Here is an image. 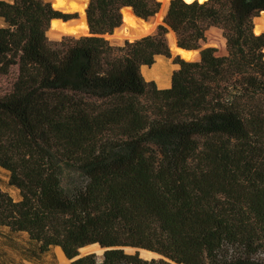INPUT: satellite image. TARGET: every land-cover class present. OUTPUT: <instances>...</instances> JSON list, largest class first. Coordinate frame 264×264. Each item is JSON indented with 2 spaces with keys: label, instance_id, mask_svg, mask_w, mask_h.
Wrapping results in <instances>:
<instances>
[{
  "label": "trees",
  "instance_id": "1",
  "mask_svg": "<svg viewBox=\"0 0 264 264\" xmlns=\"http://www.w3.org/2000/svg\"><path fill=\"white\" fill-rule=\"evenodd\" d=\"M149 19L159 0H90V35L51 40L53 19L74 15L46 0H0V74L19 65L0 97V167L20 190L0 187V228L26 234L23 256L52 247L71 264H264V0H172L156 33L114 45L104 37L122 9ZM169 88L143 66L180 48ZM161 258L146 260L124 248Z\"/></svg>",
  "mask_w": 264,
  "mask_h": 264
},
{
  "label": "rangeland",
  "instance_id": "2",
  "mask_svg": "<svg viewBox=\"0 0 264 264\" xmlns=\"http://www.w3.org/2000/svg\"><path fill=\"white\" fill-rule=\"evenodd\" d=\"M199 1H204V0H199ZM162 8H163V4H162ZM162 8L157 15V17L159 16V14L162 15L160 16L159 24H162V21L164 20L167 14V10H168L167 8L166 14H165V12H162ZM60 11L66 14L74 15V17L70 20H76L79 18L80 15L82 16L83 14L81 13V11H71V12L62 11V10ZM121 13L123 16L125 13V10H122ZM0 25H4L1 19H0ZM50 32H51V28H49L46 32L47 37H49V39L51 40H56ZM171 34L172 33L170 30L166 35L167 41ZM86 35H90V33L87 32L83 34V36H86ZM66 36H72V35L66 34ZM104 37L109 40V38H107L105 35ZM176 43H177V38H176ZM168 44H169V41H168ZM169 47L171 49V57L158 56L155 60V63L152 66H143L141 69V71H143L142 74L144 78L147 81H154L156 85L158 86V88L160 89L169 88L171 86L173 73L179 69V64L175 63V58L177 56H179L181 59H184L185 61H199L200 51L207 47L216 48L217 50L216 53L219 56H224V55H227L228 53L227 52V40L224 37L223 31L217 27H210L208 29L206 33V40L202 42L201 48L197 49L196 51H186L183 49H177L175 48V46L172 47L170 44H169ZM158 63L161 64L165 72V75H166L165 82L167 83V85L164 86L163 88L159 86V83L156 80L147 79V77L144 75L145 68L146 70H149L148 68H152ZM18 74H19L18 64L12 66L8 74L6 75L0 74V97L10 95L14 91V84L18 78ZM0 187L3 191L7 192L10 196H12L16 201L21 199L20 190L10 183V172L1 167H0ZM29 246L30 245L28 244V238L26 234H16V233L14 234V233H10L9 230L6 228H0V264H60L59 247H52L47 253L42 254L38 258H36L35 261L33 260L30 261L27 258H25V256H23L25 249ZM96 248L100 249L99 246ZM124 250L128 254H135L138 252L140 257L146 260L158 258L157 256L148 255L146 253L147 250H144V249H139L138 251H136L135 249L131 247H126L124 248ZM91 253L96 254L99 259H102L104 250L102 249L101 251H94L93 247H87L86 249L79 250V254L81 256L91 254ZM65 261L68 264H71V261L67 257H65Z\"/></svg>",
  "mask_w": 264,
  "mask_h": 264
},
{
  "label": "water",
  "instance_id": "3",
  "mask_svg": "<svg viewBox=\"0 0 264 264\" xmlns=\"http://www.w3.org/2000/svg\"><path fill=\"white\" fill-rule=\"evenodd\" d=\"M47 1L50 2L51 4H54L56 2V0H47ZM164 1L166 2V5H167L166 9H167L169 7V5H170L172 0H164ZM187 1H193V0H187ZM76 2H82L83 3V17H84L85 22L87 24L88 32L90 33V27H89V23H88V19H87V11H86V9H87V7H88V5L90 3V0H76ZM160 2L162 3V1H160ZM125 9H129V11L133 15V17L136 19V23L133 24V23L127 22L124 19L125 17L123 15L122 16L121 25L116 27L113 30L112 33L105 35L107 38H109V40H110V42L112 44H114V45H124L126 41H134V40L143 38L145 36H148L150 34H153V33L157 32L158 27L160 25L159 22L157 21V15L158 14H156L155 16H153V17H151L149 19H144V18H141V17L137 16L135 14V12L132 10V8L125 7L122 10H125ZM166 9L164 11H162V12H165V14H166ZM58 10H60V9H58ZM261 15H262V17H261ZM160 16H162V15H160ZM81 18H82V16L80 15L79 18L76 19V20H68V21H66L64 19H53L51 21V24H50V28H51V32L50 33L54 36V38L56 40L57 39H61L62 37L66 36V34H68V35L70 34V35H72L74 37L79 38V37L83 36L82 33H64L62 31L56 29L53 26V24H54V22H60V23H63V24H67L70 27L76 28L77 22L79 20H81ZM255 20H256V22H255ZM163 21H162V23H163ZM253 23H254V32L257 35H259L261 33H264V11H262L259 16L254 18ZM171 32H173V31L171 30ZM176 48L182 49V48L179 47L178 43H176ZM194 51H196V50H194ZM200 59H201V54H200ZM101 248L104 250V252L106 250H108V249H111V248H103V247H101ZM133 249H135L136 251L139 250L138 248H133ZM63 253L65 254L64 251H63ZM156 255H157L158 258L162 257L160 254L156 253ZM65 256H66V254H65ZM79 257H82V256L79 254L74 259H69L68 257L67 258L72 263V261H74L75 259H77Z\"/></svg>",
  "mask_w": 264,
  "mask_h": 264
},
{
  "label": "bare ground",
  "instance_id": "4",
  "mask_svg": "<svg viewBox=\"0 0 264 264\" xmlns=\"http://www.w3.org/2000/svg\"><path fill=\"white\" fill-rule=\"evenodd\" d=\"M162 1L163 3V8H162V11H164L167 7L166 5V2L164 0H160ZM53 7L56 8V9H60L62 11H67V12H71V11H81V13H83V4L82 2H76V0H56V2L53 4ZM124 19L129 22V23H133L135 24L136 23V19L133 18V15L131 14V12L129 11V9H125V13H124ZM159 19H160V14L159 16L157 17V21L159 22ZM140 22V21H139ZM53 26L64 32V33H82V34H85L88 32V27H87V24L85 22V19L83 17V14H82V18L81 20H79L77 22V26L76 28H73V27H70L69 25L67 24H63V23H60V22H54ZM172 34L169 36V44L176 48V37H175V33L174 32H171ZM174 35V36H173ZM178 49V48H177ZM161 59V58H160ZM149 70H144V75L147 77V79H154L156 80L158 83H159V86L160 87H164L167 85V83L165 82V78H166V75H165V72L161 66L160 63L156 64L155 66H153L152 68H148ZM143 72V71H142ZM170 86V85H169ZM99 245H89L87 247H93L94 248V251H101V247L100 249L99 248H96L98 247ZM87 247H83L82 249H86ZM90 251V250H88ZM86 251V252H88ZM84 252V253H86ZM146 253L148 255H151V256H157L156 253H153V252H149V251H146ZM65 254L63 253V251L61 250V248H59V260H60V264H68L66 261H65Z\"/></svg>",
  "mask_w": 264,
  "mask_h": 264
},
{
  "label": "crops",
  "instance_id": "5",
  "mask_svg": "<svg viewBox=\"0 0 264 264\" xmlns=\"http://www.w3.org/2000/svg\"><path fill=\"white\" fill-rule=\"evenodd\" d=\"M1 19V18H0ZM1 21L3 22V20L1 19ZM3 26V25H0V27Z\"/></svg>",
  "mask_w": 264,
  "mask_h": 264
}]
</instances>
